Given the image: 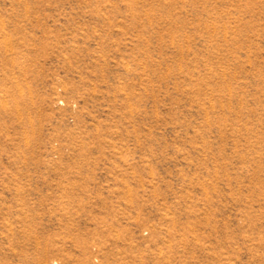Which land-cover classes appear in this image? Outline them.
Returning a JSON list of instances; mask_svg holds the SVG:
<instances>
[{
  "label": "rangeland",
  "instance_id": "obj_1",
  "mask_svg": "<svg viewBox=\"0 0 264 264\" xmlns=\"http://www.w3.org/2000/svg\"><path fill=\"white\" fill-rule=\"evenodd\" d=\"M0 264H264V0H0Z\"/></svg>",
  "mask_w": 264,
  "mask_h": 264
}]
</instances>
